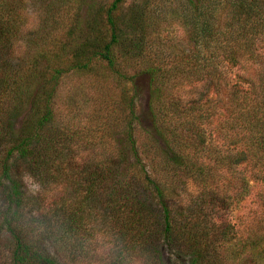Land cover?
Returning <instances> with one entry per match:
<instances>
[{
    "label": "trees",
    "instance_id": "1",
    "mask_svg": "<svg viewBox=\"0 0 264 264\" xmlns=\"http://www.w3.org/2000/svg\"><path fill=\"white\" fill-rule=\"evenodd\" d=\"M14 1L0 0V65L5 64L0 71V193L3 208H7L0 212V227L10 242V264H53L28 247L9 215L12 206L26 203L22 183L26 176L38 182L42 189L39 198L27 202L32 207L62 218L70 229L79 232L89 233L99 228L114 233L132 248L145 253L147 264H167L171 258L179 264H224L223 260L227 264L226 261H234V258L239 259L240 264H264V234L246 232L240 239L232 237L230 242L229 239L221 242L226 245L218 252L216 246L226 238V233L220 230V225L214 226L212 220L205 221L204 200L199 199L201 206L189 202L192 204L189 210L174 213L166 202L163 186L150 177L163 171L183 175L190 171V161L181 153L186 148L182 131L186 128L189 132L188 127L208 123L214 108L209 99L201 102V96L190 101L191 97L183 96L184 90L173 97L168 93L166 96V92L190 84L194 87L211 73L219 75V57L231 65L241 59L264 63V54L257 48V45L264 47V0H183L180 16L189 30L193 55L170 68L163 54L155 51L151 55L149 51L143 54L146 47L142 44L154 25L141 6L129 14L127 30L131 33H127V43L122 40L124 30L118 25L122 22L114 17L122 0H111L107 6L101 4L94 12L95 0H41L46 8L64 6L63 11L81 8L79 5L85 3V18L69 25L61 44L54 40L52 44L48 42L49 49L35 52L21 64H12L7 52L18 39L20 19ZM67 49L72 55L69 53L71 57L65 58L61 54ZM117 57L127 63V69L133 68V73L126 75L119 68ZM39 62L47 65L48 72L36 68ZM92 66L108 70L120 79L117 82L125 79L131 85V95L126 101L128 121L123 141L126 148H121L125 152H107L99 160L88 158L87 162L79 163L70 146L73 137L51 128L49 100L53 82L63 72H85ZM140 74L147 80L142 89L133 82ZM257 87L259 98L249 99L237 94L239 92L229 98L230 107L225 109L226 126L239 136L233 144L240 143L244 137L246 149L220 157L225 161L222 168L228 170L229 175L237 176L233 167L245 165L254 169V172L251 170L254 179L264 184V75ZM143 90L148 97V129L157 151L155 159H150L155 163L148 171L132 137L133 123L141 124L134 112V101ZM190 90L195 92L196 88ZM21 115L27 119L16 130L15 120ZM173 120L181 129L179 135L173 134L170 122ZM195 132L198 135L196 128ZM200 146L203 154L205 147ZM208 154L214 162L218 160ZM159 160L163 163L159 164ZM197 171L199 181L206 183L207 173L202 168ZM246 181L242 173L234 194L243 197L248 193ZM67 183L71 184L69 194L47 201V193L56 186L61 190ZM223 196L219 197L223 199ZM174 216L179 217L178 221H174ZM244 223L248 229V222ZM165 250L172 257L167 256Z\"/></svg>",
    "mask_w": 264,
    "mask_h": 264
},
{
    "label": "rangeland",
    "instance_id": "2",
    "mask_svg": "<svg viewBox=\"0 0 264 264\" xmlns=\"http://www.w3.org/2000/svg\"><path fill=\"white\" fill-rule=\"evenodd\" d=\"M110 1L95 0L93 12L101 4L107 6ZM183 4V0H122L114 14L117 21L122 22L118 24L121 30H124L121 35L122 40L127 43V33H131L127 30L129 14L133 12L135 7L141 6V9L146 10V17L149 22L154 25L148 31L149 33L142 44L146 47L143 54H146L147 51L150 52V55L153 51L163 54L167 68L172 67V64L177 63V61L193 55V47L189 41V30L184 19L180 16L182 15L180 9ZM14 6L20 19L18 39L7 52V57L11 59L12 64L18 62L21 64V61L32 58L35 52L47 49L48 42L52 44L54 40L61 44L66 39V31L69 25H74L80 18H85L86 12L85 3L79 5L81 8L70 11H63L65 10L64 6H60V9L55 5L52 8H46L42 5L41 0H16ZM75 13H77V17ZM93 19L94 15L92 21ZM31 39L33 41H30ZM257 48L264 54L262 45H257ZM69 53L72 55L68 49L64 50L61 56L66 58ZM219 58V75L214 74L212 76L211 73L207 77L206 75L203 76V79L197 81L194 87L190 84L179 89L174 87L170 89L171 91L166 92V96L168 93L169 96L173 97L179 96L181 90H184L183 96L191 97L190 101L201 96V102L209 99L214 105L208 123L188 127L189 132L186 128L182 131V140H185L183 145L186 148L182 149L181 153L187 162L190 161V164L188 163L190 171L187 170L185 175L181 172L163 171L150 174V177L157 179L163 186L166 202L174 213L189 210L188 206L192 205L189 202L198 207L200 205L199 199L204 200L202 213L206 215L205 221L212 220L214 226L220 225V227L218 226L220 230L226 233V238H222L219 241L220 244L216 246L218 252H221L226 245V243L221 242H227L228 239L230 242L232 237L240 239L243 235H247L246 232L264 234V184L257 179L255 180L252 174L254 169L245 165L233 167L237 176L229 175L228 170L222 168L225 161L221 160L220 157H226L233 151L246 149L243 143L244 137L240 139V143L233 144L235 138L239 136L228 130L225 109L230 104L229 98L235 97L236 92H239L237 93L239 95L248 96L249 99L259 98L257 86H259L261 75H264V63L256 64L241 59L236 65H231L224 62L222 57ZM117 60L119 68L126 75L127 72L128 74L133 73L134 69L131 67L127 69V63H122L121 58L117 57ZM4 65L1 63L0 71ZM61 67L65 68L63 65ZM36 68L48 72L45 69L48 67L43 62H39ZM119 80L108 70L104 71L98 69L97 66H92L91 70L85 72L67 70L53 82V91L51 90L49 100V108L52 114L51 128L73 137L70 146L75 161L85 163L89 160L88 158L99 160L102 154L115 153L117 150L126 148L123 143L128 121L126 101L131 95V85L125 79L117 82ZM146 81L145 76L140 74L133 82L142 89L144 85L146 86ZM164 81L166 84L167 81ZM171 86L174 85L171 84ZM192 88H196V91L191 92L190 89ZM147 103L146 91H140L134 101V112L139 116L141 124L133 123L132 137L135 139L141 162L146 165L145 169L148 171V167L155 163L150 159H155L157 151L152 142L153 134L148 129ZM194 111L195 108L193 107L192 116ZM26 119L27 117L25 118L24 115L18 117L15 120V129L18 130ZM170 122L173 134L179 135L180 127L175 125L174 120ZM195 128L198 135H196ZM159 143L163 144L162 141ZM200 144L205 147L203 154H201ZM123 152L125 151L123 150ZM207 152H209L208 156L211 158L214 156L218 160L214 162V159L208 158ZM162 163L163 161L159 160V164ZM199 168H202L205 174L207 173L208 180L204 184L199 181L197 175ZM241 172L246 176L248 183V193L243 197H239V193L234 194L237 192L236 181L242 175ZM231 183L233 187L230 189ZM65 185H63L65 188L61 190L56 186L51 190V193H47V201H53L61 195L69 194L71 184ZM221 195H224L223 199L219 197ZM2 199L0 193V209H3L4 206ZM174 219V221H178L179 217L174 216ZM245 221L248 222V229H245ZM208 239H210V234ZM165 251L167 256L172 257L168 250ZM9 254L8 235L0 227V264H10ZM223 262L225 264L224 260ZM226 262L227 264L241 263L237 258H234V261L228 260ZM167 264L179 263L171 258Z\"/></svg>",
    "mask_w": 264,
    "mask_h": 264
},
{
    "label": "clouds",
    "instance_id": "3",
    "mask_svg": "<svg viewBox=\"0 0 264 264\" xmlns=\"http://www.w3.org/2000/svg\"><path fill=\"white\" fill-rule=\"evenodd\" d=\"M22 183L26 203L12 206L9 215L37 255L52 260L53 264H147L145 253L132 248L114 233L104 229L79 232L70 229L62 218L32 207L27 202L39 198L41 186L28 176Z\"/></svg>",
    "mask_w": 264,
    "mask_h": 264
}]
</instances>
